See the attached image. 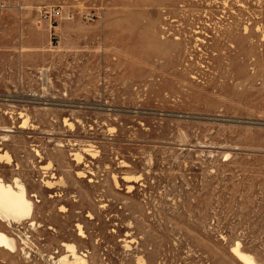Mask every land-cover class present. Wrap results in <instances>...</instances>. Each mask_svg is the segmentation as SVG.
Listing matches in <instances>:
<instances>
[{
	"label": "rangeland",
	"instance_id": "374dc122",
	"mask_svg": "<svg viewBox=\"0 0 264 264\" xmlns=\"http://www.w3.org/2000/svg\"><path fill=\"white\" fill-rule=\"evenodd\" d=\"M25 1L0 13V174L36 227L0 221V264L64 241L93 264H245L237 241L264 262V0Z\"/></svg>",
	"mask_w": 264,
	"mask_h": 264
},
{
	"label": "bare ground",
	"instance_id": "6f19581e",
	"mask_svg": "<svg viewBox=\"0 0 264 264\" xmlns=\"http://www.w3.org/2000/svg\"><path fill=\"white\" fill-rule=\"evenodd\" d=\"M81 149L87 152L91 150L90 147L86 146ZM73 154L77 160H80L83 156L79 150H76ZM4 159L6 160L5 162L10 163L9 156L4 152H0V161ZM3 176L0 174V221H5L8 225L12 226L15 222H22L27 219L33 228L36 227V222L33 220L36 206L34 200L31 198L27 185L18 176L13 177L10 181L6 180ZM124 176L127 180H132L131 174ZM46 186L52 187L53 184L50 180H47ZM129 188L131 189L130 185ZM78 228L82 233L83 229L80 223H78ZM29 239L24 237L22 241L28 244ZM62 244L66 248L65 252L54 260L52 259L53 264H93L87 258L85 252L78 251L77 245L74 242L64 241ZM0 245L12 251H15L18 246L15 236L4 230H0ZM231 249L245 264H264L263 261L256 259L252 253L244 250L241 247L240 241H237ZM143 258L140 256L138 260L143 262Z\"/></svg>",
	"mask_w": 264,
	"mask_h": 264
},
{
	"label": "built area",
	"instance_id": "2783aa9c",
	"mask_svg": "<svg viewBox=\"0 0 264 264\" xmlns=\"http://www.w3.org/2000/svg\"><path fill=\"white\" fill-rule=\"evenodd\" d=\"M26 7L25 0H0V13L8 10L22 13ZM37 11V24L46 23L49 27L55 26L62 19L72 18V14L63 11L61 6H41Z\"/></svg>",
	"mask_w": 264,
	"mask_h": 264
}]
</instances>
